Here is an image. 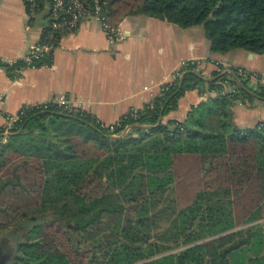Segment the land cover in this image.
<instances>
[{
    "label": "trees",
    "instance_id": "16d2710c",
    "mask_svg": "<svg viewBox=\"0 0 264 264\" xmlns=\"http://www.w3.org/2000/svg\"><path fill=\"white\" fill-rule=\"evenodd\" d=\"M46 3L38 0L35 10ZM109 4L110 15L146 14L182 27L203 24L213 15L205 25L212 52L264 53V0ZM51 61L52 53L42 52L31 62L21 58L2 65L14 74ZM196 65L189 64L143 109L122 116L113 130L84 110H34L16 121L7 141H0V170L12 159L21 160L26 177L4 172L0 194L24 179L32 194L28 207L56 224L23 243L16 264H83L79 258L87 252L86 264L142 259L148 264H264V121L242 129L233 113L237 100H264V81L252 84L232 67L214 70L206 82ZM205 84L217 95L192 106L183 121L164 120L188 90ZM126 126L130 130L124 136H111ZM96 177H107L113 188L88 198L83 189ZM115 187L133 188L132 206L117 197ZM111 215L119 218L117 228H102L90 241L80 239Z\"/></svg>",
    "mask_w": 264,
    "mask_h": 264
},
{
    "label": "crops",
    "instance_id": "0c3cea01",
    "mask_svg": "<svg viewBox=\"0 0 264 264\" xmlns=\"http://www.w3.org/2000/svg\"><path fill=\"white\" fill-rule=\"evenodd\" d=\"M41 17V18H39ZM49 17L47 7L31 12L25 0H0V126L23 106L61 95L80 101L82 110L106 124L150 103L182 61L197 59L195 70L206 82L214 70L232 63L264 72V53L233 49L225 54L210 50L205 25L182 27L146 14L111 15L119 35L110 38L103 27L87 20L73 32L61 34L47 53L50 64L27 66L9 73L2 63L24 58L41 40ZM252 83V82H250ZM253 84V83H252ZM233 87L226 86L227 90ZM202 88L188 90L164 120H185L192 106L216 96ZM234 122L242 128L264 121V100L255 97L233 105ZM3 136L0 137V141Z\"/></svg>",
    "mask_w": 264,
    "mask_h": 264
},
{
    "label": "built area",
    "instance_id": "2783aa9c",
    "mask_svg": "<svg viewBox=\"0 0 264 264\" xmlns=\"http://www.w3.org/2000/svg\"><path fill=\"white\" fill-rule=\"evenodd\" d=\"M27 1L29 2L28 7L30 11L34 12L38 0ZM46 7L49 17L48 25L41 40L34 44L30 48L29 53L24 57V59L28 62H31L33 59H37L40 53L48 52L61 34L75 31L82 22L87 20L99 23L110 38H114L119 35V31L115 30L110 23L109 0H47ZM198 63L199 61L194 58L182 61L180 67L172 74L171 80H168L162 85L159 90L160 94H162V91L167 88V84L172 83L177 78L181 77L182 73L188 68L189 64ZM216 64L227 68L237 67L239 71L243 75H247L253 83L264 81V72L237 66L232 63L216 62ZM80 105L79 100H74L66 95L54 97L45 102L26 104L21 108L17 115H10L7 117V121L5 122L2 130L3 139L1 142L5 143L7 141V138L12 132L17 120H22V118H25L34 110L60 108L70 112H78L82 110ZM133 114L134 112L131 113V115ZM127 115L128 113L124 114L123 117H127ZM97 120L102 124V126L109 127L111 130H113L115 126L121 122V118L114 124H106L99 119ZM124 130L129 131L130 127L126 126ZM148 261V259H142L128 264H148Z\"/></svg>",
    "mask_w": 264,
    "mask_h": 264
},
{
    "label": "rangeland",
    "instance_id": "374dc122",
    "mask_svg": "<svg viewBox=\"0 0 264 264\" xmlns=\"http://www.w3.org/2000/svg\"><path fill=\"white\" fill-rule=\"evenodd\" d=\"M122 133L123 131L119 134ZM7 171L8 174H10V178L15 175V172H21L23 177H26L25 164L21 160L12 159L0 170V175ZM25 182L26 181L23 179L22 183L20 184L8 186L6 190L0 194V242L4 237L9 238V245L12 248L14 247L13 251L16 253V255L22 251L20 248L23 243L33 239L32 236L36 233V231L40 230L41 228H46L48 225H52L53 227L56 225L54 221L46 216V213L39 211L33 213L32 209L28 207L29 196L32 194H30L24 186V184H26ZM112 188L113 186L107 177L102 179L96 177L89 182V184L83 189V192L87 194L88 198H91L102 194L104 191H110ZM123 189L126 191H123ZM131 189L133 188H116V192L118 194L117 197L120 200H123L129 206H132V203L128 201V194L130 193ZM27 195L28 197H26ZM179 200L182 203L186 201L185 197H181ZM24 213L26 216L23 215ZM263 220L264 219L261 221ZM119 222L120 221L117 215L106 216L104 218L103 224L100 225L101 228H99V226L92 227L91 230L84 232L80 239L82 241L85 239L90 241L92 236H97L102 232V228L105 230H111L113 228L115 229L119 226ZM180 248L181 247L173 249L171 252H177ZM88 254L90 253L87 252L81 254L79 259L83 260V264L87 263ZM16 255L13 259L15 264Z\"/></svg>",
    "mask_w": 264,
    "mask_h": 264
},
{
    "label": "flooded vegetation",
    "instance_id": "af4514ba",
    "mask_svg": "<svg viewBox=\"0 0 264 264\" xmlns=\"http://www.w3.org/2000/svg\"><path fill=\"white\" fill-rule=\"evenodd\" d=\"M9 245V238L4 237L0 242V264H15L14 258L16 253Z\"/></svg>",
    "mask_w": 264,
    "mask_h": 264
},
{
    "label": "water",
    "instance_id": "95a60500",
    "mask_svg": "<svg viewBox=\"0 0 264 264\" xmlns=\"http://www.w3.org/2000/svg\"><path fill=\"white\" fill-rule=\"evenodd\" d=\"M211 7H212V5H211ZM213 18V15H210L204 22H203V25H206L207 24V22L210 20V19H212ZM195 24H196V22H195ZM205 35H206V37L208 38V39H210V37H211V32L209 31V30H206V32H205ZM230 71V70H229ZM160 121H161V119H160ZM185 125L186 126H189V122L188 121H185ZM130 127V126H129ZM126 130H124L123 131V133L122 134H113V135H111L112 137H121V136H124L125 134H126Z\"/></svg>",
    "mask_w": 264,
    "mask_h": 264
}]
</instances>
